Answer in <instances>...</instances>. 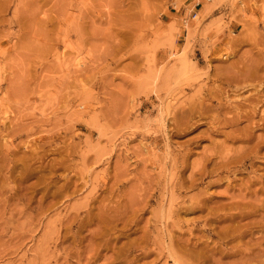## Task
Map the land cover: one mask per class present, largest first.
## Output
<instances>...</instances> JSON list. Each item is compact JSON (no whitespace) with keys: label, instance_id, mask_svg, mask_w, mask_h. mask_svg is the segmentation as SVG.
Wrapping results in <instances>:
<instances>
[{"label":"rangeland","instance_id":"374dc122","mask_svg":"<svg viewBox=\"0 0 264 264\" xmlns=\"http://www.w3.org/2000/svg\"><path fill=\"white\" fill-rule=\"evenodd\" d=\"M0 264H264V0H0Z\"/></svg>","mask_w":264,"mask_h":264},{"label":"crops","instance_id":"0c3cea01","mask_svg":"<svg viewBox=\"0 0 264 264\" xmlns=\"http://www.w3.org/2000/svg\"><path fill=\"white\" fill-rule=\"evenodd\" d=\"M198 6L200 7V8H198ZM197 8V11H200L201 9H202V6H200V4H197V6H196Z\"/></svg>","mask_w":264,"mask_h":264},{"label":"bare ground","instance_id":"6f19581e","mask_svg":"<svg viewBox=\"0 0 264 264\" xmlns=\"http://www.w3.org/2000/svg\"><path fill=\"white\" fill-rule=\"evenodd\" d=\"M246 77V76H245Z\"/></svg>","mask_w":264,"mask_h":264}]
</instances>
